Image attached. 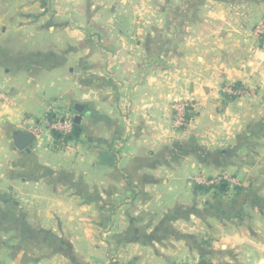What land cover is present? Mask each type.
I'll return each instance as SVG.
<instances>
[{"label": "crops", "instance_id": "0c3cea01", "mask_svg": "<svg viewBox=\"0 0 264 264\" xmlns=\"http://www.w3.org/2000/svg\"><path fill=\"white\" fill-rule=\"evenodd\" d=\"M260 24L264 0H0V264H109L106 241L124 264H264ZM76 104L78 142L16 148ZM222 171L239 217L186 180Z\"/></svg>", "mask_w": 264, "mask_h": 264}, {"label": "built area", "instance_id": "2783aa9c", "mask_svg": "<svg viewBox=\"0 0 264 264\" xmlns=\"http://www.w3.org/2000/svg\"><path fill=\"white\" fill-rule=\"evenodd\" d=\"M254 34L256 35V39L258 41V46L264 50V25L260 24L255 27ZM223 92L227 94L230 97L238 98L245 96L247 93L244 89L241 87L237 86H227L223 89ZM5 95L0 93V100L4 99ZM194 109L196 110L197 107H195L194 103L185 100V101H179L175 102L172 105V118H173V124L176 129H182L186 126V114L188 109ZM59 121L58 122H50L48 119V115H45L42 117V120L39 124H35L31 127V131L33 135L38 138L41 137L45 131H59L64 135L70 134L73 129H74V118L72 116L68 115H62L59 116ZM196 183L199 185H215V182L213 180L209 179H204V178H196L195 179ZM218 183L220 182H227L229 185L232 186H239L238 182L234 177L230 176H223L219 179V181H216ZM180 264H202V261H197V262H181ZM215 264V263H212Z\"/></svg>", "mask_w": 264, "mask_h": 264}, {"label": "trees", "instance_id": "16d2710c", "mask_svg": "<svg viewBox=\"0 0 264 264\" xmlns=\"http://www.w3.org/2000/svg\"><path fill=\"white\" fill-rule=\"evenodd\" d=\"M198 113L196 110L190 108L187 110L186 114V126L188 127L190 123L197 117ZM48 119L52 123L58 122L59 121V116H56L55 114H48ZM183 129H186L184 127ZM82 131L81 126H76L74 124V129L73 131L68 134L64 135L59 131H52V145L51 147L55 151H59L70 143H76L80 140V133ZM104 154V153H103ZM229 154L228 152L226 153H219V157H223V155ZM111 158V157H110ZM211 180V179H209ZM197 186L194 185V189L196 192H200L202 194L211 192L213 194V199L217 200L220 202L221 205H224L227 209L230 210V213L233 217H239L240 214V209L239 205L243 203V201L246 199V190L244 187L240 186H234L230 187L229 183L227 182H220L215 185H211L208 187H205L203 185L196 184ZM202 264H209L206 263L205 261H202Z\"/></svg>", "mask_w": 264, "mask_h": 264}, {"label": "rangeland", "instance_id": "374dc122", "mask_svg": "<svg viewBox=\"0 0 264 264\" xmlns=\"http://www.w3.org/2000/svg\"><path fill=\"white\" fill-rule=\"evenodd\" d=\"M255 30V29H254ZM253 37H254V40L256 41V43L258 44V41H257V39H256V35L254 34V31H253ZM260 48V47H259ZM261 49V48H260ZM239 98V97H238ZM191 102H193V101H191ZM194 105H195V107H198V105L194 102ZM197 109V108H196ZM197 111V110H196ZM43 117V116H42ZM171 119H172V123H173V118H172V112H171ZM173 127H174V129L176 130V131H185L183 128L182 129H176L175 128V126H174V124H173ZM186 128H187V126H185ZM119 146H121L120 145V143H115V145H114V147L113 148H115V155H113L115 158H116V154H117V150H119ZM114 150V149H113ZM230 176V177H234L231 173H229V172H227V171H222V172H219V173H214V174H209V175H205L204 173H201V174H192V175H188L187 177H186V180H187V182L188 183H190L189 185H191V186H197L196 184V181H195V179L196 178H204V179H211V180H213L214 182H215V184L217 183L216 181H219V179L221 178V177H223V176ZM235 179H236V181L238 182V184H239V186L241 185V182H240V179L237 177L236 178V176L234 177ZM203 185V184H202ZM203 186H205V187H208V185L207 184H205V185H203ZM209 186H211V185H209ZM235 186H237V185H235ZM231 187V186H230ZM232 187H234V186H232ZM232 187H231V189H232ZM107 240H108V237H107ZM105 248H106V250H107V262L109 263V264H124V260H123V258H122V255H119V253H118V250H116V249H111V247H109V244H108V241H106L105 242ZM206 263H209V264H212V262H206ZM215 264H217V263H215Z\"/></svg>", "mask_w": 264, "mask_h": 264}, {"label": "water", "instance_id": "95a60500", "mask_svg": "<svg viewBox=\"0 0 264 264\" xmlns=\"http://www.w3.org/2000/svg\"><path fill=\"white\" fill-rule=\"evenodd\" d=\"M84 106L76 104L73 111L76 113L74 116V124L81 126L83 120ZM36 137L32 133L18 132L15 137L16 148L20 151H29L31 145L35 142Z\"/></svg>", "mask_w": 264, "mask_h": 264}]
</instances>
